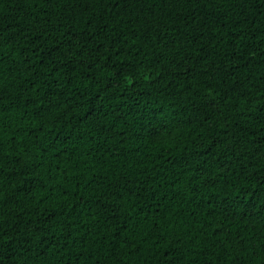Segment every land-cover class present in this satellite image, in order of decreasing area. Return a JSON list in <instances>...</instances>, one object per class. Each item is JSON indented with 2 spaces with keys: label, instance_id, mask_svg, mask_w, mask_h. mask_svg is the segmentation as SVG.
I'll use <instances>...</instances> for the list:
<instances>
[{
  "label": "trees",
  "instance_id": "16d2710c",
  "mask_svg": "<svg viewBox=\"0 0 264 264\" xmlns=\"http://www.w3.org/2000/svg\"><path fill=\"white\" fill-rule=\"evenodd\" d=\"M0 264H264V0H0Z\"/></svg>",
  "mask_w": 264,
  "mask_h": 264
}]
</instances>
